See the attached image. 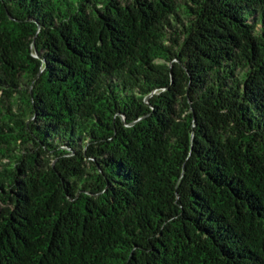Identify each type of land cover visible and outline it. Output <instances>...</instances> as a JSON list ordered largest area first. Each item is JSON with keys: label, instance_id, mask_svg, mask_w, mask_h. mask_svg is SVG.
Listing matches in <instances>:
<instances>
[{"label": "trees", "instance_id": "trees-1", "mask_svg": "<svg viewBox=\"0 0 264 264\" xmlns=\"http://www.w3.org/2000/svg\"><path fill=\"white\" fill-rule=\"evenodd\" d=\"M0 264H264V0H0Z\"/></svg>", "mask_w": 264, "mask_h": 264}]
</instances>
